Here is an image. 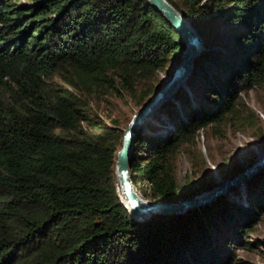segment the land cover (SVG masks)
Returning a JSON list of instances; mask_svg holds the SVG:
<instances>
[{
  "label": "trees",
  "instance_id": "trees-1",
  "mask_svg": "<svg viewBox=\"0 0 264 264\" xmlns=\"http://www.w3.org/2000/svg\"><path fill=\"white\" fill-rule=\"evenodd\" d=\"M25 1L0 0V264H234L231 249L248 246L264 209V170L245 203L235 190L135 220L114 178L119 120L93 113L102 95L142 108L158 72L183 53L181 37L146 0ZM167 2L203 42L187 82L197 99L179 87L180 107L160 109L174 131L139 136L130 173L152 200L174 203L211 187L201 178L176 184L177 158L194 150L199 126L224 125L240 114L241 90L264 86V0ZM218 19L228 31L213 44L199 32ZM245 121L252 124L250 112Z\"/></svg>",
  "mask_w": 264,
  "mask_h": 264
},
{
  "label": "rangeland",
  "instance_id": "rangeland-1",
  "mask_svg": "<svg viewBox=\"0 0 264 264\" xmlns=\"http://www.w3.org/2000/svg\"><path fill=\"white\" fill-rule=\"evenodd\" d=\"M21 3L25 4L27 1L21 0ZM202 29L203 30L199 32L200 35L204 37L205 40L211 41L213 44H216L219 40H224L228 31L227 26L220 19L213 23L208 22L206 25L202 26ZM196 31L198 30L196 29ZM182 59L183 53L178 57L176 62L170 63L165 71L158 72L157 82L160 83V85L158 86L157 91H159L160 88L167 86V84L171 81L174 71L182 63ZM187 75L188 73L185 76ZM177 83L178 80L167 90L176 86ZM187 84L188 83L183 86L186 89L183 91L190 95L189 99H197V94L194 91L187 90ZM179 89L180 88L177 90L174 89L171 93L172 97L169 98L171 95L167 97L169 98L168 100L162 101L163 98H161V103L157 104L155 113L152 114L150 119L147 118L141 125L140 129H138L140 132L141 130H144L145 127L147 128L144 133L139 136L145 135L146 137L166 139L168 138L169 133L174 131L176 125H172L170 119L167 118L166 115H162L160 113V109L170 105L171 107H180L178 104L179 102L176 100L177 93L181 91ZM198 102L207 103L208 100L201 98ZM97 103L98 104L94 107L95 109L93 108V113L98 115L100 119H104L106 123L111 122V119H118V124L120 125L119 127L122 130V139L124 131L128 128L130 121L142 109H138L132 104L124 102V100L118 98L116 95H102L99 100L97 99ZM195 103L197 105V102ZM199 107L200 105H197L196 113L199 112ZM245 108L247 111H245ZM237 110L238 112L240 111V114L237 117L227 115L228 117L226 122L220 127H216L214 124L208 125L205 128H201L202 126H199L200 128L196 130V136L193 141V144L195 143L196 145L194 150L192 151V149L187 147V151H180V155L177 158L176 184L183 186L186 182H195L197 179L201 178V180L206 181V187L211 185L209 188L207 187L202 190L199 189L198 192H195L191 198L183 201H201L203 198H206L207 195L209 196L210 193L211 195H215H212L213 197L209 202L195 206L201 207L203 205L219 201L227 194H231L236 190L239 195L238 198H240V202L245 203L249 197V188H251L252 192L258 191L257 188H254L256 187V184L253 179H255L258 172L264 170V165L261 166L263 168L256 171L252 177L245 178L244 180H241V182H236L233 185L232 181L238 179L242 174L248 176L252 170L250 168L256 164L258 165L264 163V86L259 87L251 85V87H246L241 90L238 94ZM243 110L244 114L242 113ZM174 112L177 113L180 118L182 117L179 109ZM249 112L250 118H252V124H246L245 121V117L249 114ZM187 118L184 119L186 123L188 121ZM181 119L183 120V117ZM253 132L259 133L260 136L254 135ZM192 152L193 156L196 158L198 155L203 157L204 165H202L201 168L197 161L198 159H194L195 157L193 158ZM142 157L146 161V159H148V154L145 153ZM196 164L199 168H195ZM237 165L242 167V170L239 172L234 169ZM144 185V182L137 187L133 185L135 192L142 200L154 201L150 198V192ZM224 186L227 190L225 192L223 191L224 193H219ZM117 193L120 197H122L121 190L118 186ZM178 202L181 201H177L172 204H176ZM195 207L185 211L195 209ZM217 216H219L218 213H216V217ZM245 241L249 242L247 244L248 246L245 244L243 247L234 246V248L231 249L230 253L234 256V259L232 260L233 263L264 264V209L262 213H258V220L253 229L247 231Z\"/></svg>",
  "mask_w": 264,
  "mask_h": 264
},
{
  "label": "water",
  "instance_id": "water-1",
  "mask_svg": "<svg viewBox=\"0 0 264 264\" xmlns=\"http://www.w3.org/2000/svg\"><path fill=\"white\" fill-rule=\"evenodd\" d=\"M174 29V31L181 37L185 43V50L183 51L182 63L174 71L173 78L167 84L155 93V95L142 107V109L132 118L128 128L124 131L121 146L115 154L114 163V177L117 186L121 190L122 197H119L120 202L123 203L131 218L135 220L144 221L151 217V214H177L195 206L202 205L211 200L215 195L209 194L206 198H201V201H181L176 204L162 203L160 201H145L142 200L134 190L131 180L130 165L132 162L135 139L144 133L147 129L139 132V127L142 122L150 119L154 112L152 109H157L156 105L162 98V94L174 84L179 77L184 76L190 71L191 62L198 54L202 52L203 42L198 36L196 30L188 19L183 17L167 0H146ZM193 63V62H192ZM189 70V71H188ZM185 71V73H184ZM164 90V91H163ZM156 107V108H155ZM152 110V111H153ZM262 165V164H261ZM263 167H260L261 170ZM259 173V172H258Z\"/></svg>",
  "mask_w": 264,
  "mask_h": 264
},
{
  "label": "bare ground",
  "instance_id": "bare-ground-1",
  "mask_svg": "<svg viewBox=\"0 0 264 264\" xmlns=\"http://www.w3.org/2000/svg\"><path fill=\"white\" fill-rule=\"evenodd\" d=\"M187 67H189V68H191V65L190 64H187ZM192 67H193V65H192ZM189 71V70H188ZM191 72H192V70L190 69V71L188 72V75L187 76H184V74H183V76H181V77H179V79H178V83L176 84V86H174L173 88L174 89H178L179 87H182V86H184L187 82H188V80L190 79V75H191ZM184 73H185V71H184ZM173 88H171L170 90H166L163 94H162V101L163 100H168L169 98H171L172 97V95H171V93L174 91V89ZM182 89V88H181ZM171 95V96H170ZM170 96V97H169ZM167 97H169V98H167ZM159 103H161V101L159 102ZM156 107H157V105H156ZM155 107V108H156ZM153 110V109H152ZM150 111V112H154L155 113V111H156V109H154L153 111ZM146 118H148V116L146 117ZM153 118V117H152ZM146 120V119H145ZM144 120V121H145ZM144 121L142 122V124L144 123ZM141 127V126H140ZM140 127H139V129H140ZM262 164V165H261ZM261 164H256V165H254L252 168H250V169H252L251 170V172L248 174V176H246L245 174H242V175H240L239 176V178L238 179H235L234 181H232V185L233 184H235L236 182L238 183V182H241V180H244L245 178H250V177H252L255 173H256V171H258L259 170V168L261 167V166H263L264 165V163H261ZM134 184V183H133ZM228 188H229V186H228ZM227 190V188L224 186L223 188H222V190L219 192V193H222L223 191L225 192ZM223 192V193H224ZM151 215H154V214H151Z\"/></svg>",
  "mask_w": 264,
  "mask_h": 264
}]
</instances>
